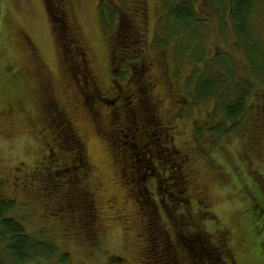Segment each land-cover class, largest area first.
<instances>
[{
  "label": "rangeland",
  "instance_id": "rangeland-1",
  "mask_svg": "<svg viewBox=\"0 0 264 264\" xmlns=\"http://www.w3.org/2000/svg\"><path fill=\"white\" fill-rule=\"evenodd\" d=\"M63 1L0 0V101L7 93L22 96L21 88L25 96L20 115L12 114L6 124L0 123V194L14 201L10 215L23 223L25 233L54 248L50 256L42 257L43 264H144L146 247L154 253L159 251L155 242L163 238L160 233L164 226L155 229L154 240L152 231L144 228L147 225L144 217L137 219L136 212L142 209L130 194L158 203L164 182L158 180L155 194L149 195L144 189L130 193V186L123 180L131 181L130 176L122 178L120 174L118 161L122 156L96 128L94 120L98 115L93 106L97 102L93 103L89 96L90 88L95 87L104 99L121 91L123 97L126 95L123 102L130 99L135 103L136 85L128 84L117 71L131 56H136L137 64L145 71L141 85L145 90L148 88V95L142 97L147 98L149 109L156 112L155 119L159 117L166 127L159 134L160 144L151 149L157 154L151 162L156 165L154 175L150 172L147 177L166 175L164 165L169 163L177 166V170L184 166L183 191L191 200L200 202L204 218L214 219L210 228L205 224L208 232L221 235L218 241L224 247L228 245L238 264H264V254L259 253L257 245L264 235L254 237L255 225L248 219L254 211L245 212L241 199L249 190L264 188V0L254 1L246 21L247 33L252 37L247 47H243L232 25L231 0H216L213 7L208 6V12L201 11L204 0H182L194 3L192 10L204 21L195 37L194 32L188 33L184 28L179 33L173 23L168 24L170 18L162 10L165 0H66L61 5ZM49 12L57 20L56 26L60 28L57 33L52 30L54 23ZM172 26L176 33L169 37ZM166 41L173 42V47L167 48V52L157 50ZM176 46L180 54L190 48L195 52L194 58H201V74L207 61L220 58L224 65L231 62L235 78L252 86L261 105L258 125L253 126V117L248 115L245 125L236 130L229 129L232 126L227 122L223 131L205 127L224 122L220 105L211 99L194 102L190 94L185 95L188 104L180 99L191 64L182 62L180 55L175 56ZM73 52L82 65L84 78L81 74L75 78L65 58ZM168 66L170 72L165 70ZM15 69L21 70L20 77L12 88L4 87L2 81L12 77ZM177 70L180 73L175 75ZM111 76L122 84L112 82ZM110 86H116V93L109 91ZM101 106L110 112L111 105ZM52 116L67 121L69 117L74 135L71 138L83 146H78L77 153L82 155L84 151L90 164L87 188L94 192L95 205L100 210L96 233L91 239L93 244L74 231L69 225L71 219L61 218L60 208L49 192L56 188L54 178H65L76 169V164L61 161L62 172L52 177L25 173L40 159L51 156L49 151L45 154L36 132L44 129L42 125L46 126L47 120L52 126L51 121H55ZM122 124L126 125L119 123V130L125 127ZM138 124L140 121L136 120ZM47 134L46 139L41 137L43 141L51 140ZM167 149H173L175 154L170 155ZM178 153L189 156L176 165L174 156ZM58 155L68 156L60 152ZM32 173L36 174L31 178ZM134 173L130 185L134 181L145 182L141 171ZM45 180L47 185L42 187ZM240 242L245 243L241 246ZM8 254L6 250L2 253L6 264H15Z\"/></svg>",
  "mask_w": 264,
  "mask_h": 264
},
{
  "label": "trees",
  "instance_id": "trees-1",
  "mask_svg": "<svg viewBox=\"0 0 264 264\" xmlns=\"http://www.w3.org/2000/svg\"><path fill=\"white\" fill-rule=\"evenodd\" d=\"M173 1L165 0L163 3L162 10L170 18L168 24L171 26V23H173L175 29H179V33L185 31L184 28L188 33L194 32L195 34L192 37H195L197 34L196 30L204 27L205 24H202L203 22L198 17L196 11L192 10L193 5L191 4L194 3L187 2L175 6ZM215 1L210 0L208 6L213 7ZM254 1L233 0L231 2L232 11L230 15L237 29V37L240 41H243V47L249 46L252 42V37L246 30V21L252 12ZM49 13V18L56 20L53 13ZM55 26L56 23H54L52 30L57 33L60 28ZM174 27L172 28L173 33L168 28L166 29L169 31V37L176 33ZM190 35L192 34L190 33ZM198 38L196 39L199 40ZM172 47L173 42L168 43L166 41L165 45L163 43L161 45L160 43L157 50L167 52V48ZM189 49L183 50L180 54L178 47L176 46L175 48L177 53L175 56L180 55L182 62L186 61L191 64L189 74H187L188 77L186 76L185 80L184 94L180 99L185 104H188L189 101L185 97L187 94H190L194 102L211 99L220 105L219 112L223 115L222 120L224 122L222 124L216 122L205 127L220 131L224 125L229 123L232 126L229 129L236 130V128H241L245 125V119L248 115H252L251 117H253L252 125H258L261 105H258V99L254 97L252 86L249 83H242L235 78L232 63L227 62L224 65V60L220 58L215 61H207L204 74H201L199 71L200 68L202 69L199 64L201 58H194L193 55H195V52L192 53ZM183 55L188 57H182ZM202 55L204 57L205 53H202ZM67 57L68 55L66 54L65 58L74 70V73L76 75L79 72L83 73L80 61L77 59L70 60ZM137 63L136 56H131L117 70L121 76H124V81L128 82V84L134 83L136 85L135 89L138 90V98L135 103H132L130 99L127 102L118 101L117 96L122 93L121 91L116 93L118 95L104 99L101 97L98 89L95 87L92 88L91 85L89 96L93 103L97 102L95 106L91 102L90 108V111H92L93 106L94 113L98 115V118L94 120L96 128H99V132L106 137L109 145L112 142V146L114 145L115 150L122 156L118 161L120 162V174L122 178L126 174L130 176L131 181H126V178H123L131 188L130 193L135 191L139 193L144 189L149 195L155 194V191H158L157 188L159 187L158 180L164 182L163 187H161L163 192L162 198L158 203H153L147 197L144 199L138 194H130L133 201L142 209L139 210L140 212H136L138 214L137 219L140 221V216L144 217L147 224L144 225V228L147 231H152L154 240L157 239L155 238L157 236L155 229L161 225L164 226L163 232L160 233V236L163 238L159 243L155 242L159 247L158 253L151 252L150 248L146 247V255L143 259L144 264H238L236 255L228 250V245L225 244L224 247L221 241H218V237H221V235L214 236V231L208 232L205 224L210 228V224L214 223V219L211 217L204 218L205 211L200 207V202L196 199L191 200L189 195L185 194V190L183 191L184 166L179 167L177 170V166L173 167L172 163H169L168 165H164V174L166 175H159L157 178L152 176L147 177V175H150V172L154 175L156 165V163L152 165L151 162L157 157V154L155 152L152 153L151 149H154L160 144L161 138H159V134L166 127L159 120V117L155 119L154 115L156 112L149 109L150 105H146L147 98L142 97L145 90L142 89L143 86L141 85L142 80H140V76H145V74L142 72L141 64ZM165 70L170 72L169 66ZM20 71L15 69L11 73L12 77H9L6 81L3 80L1 84L4 87L12 88L11 85L18 80L16 78L20 77H18ZM178 72L180 73V70H177L175 75ZM84 77L85 75H82V78ZM111 80L118 85L119 83L122 84V82H117V78L113 76H111ZM153 82L155 81L153 80ZM114 87L116 86H110L109 91ZM21 90L22 96H12L11 93H7L4 100L0 101V119H2L0 123L6 124L7 121L5 120L9 119L10 115H20L21 111H23L25 96L23 88ZM256 96L258 97V95ZM112 102L114 103L113 105ZM101 105H111L110 112ZM105 112L106 114H104ZM101 114L102 118H100ZM134 115H136V118ZM52 120H55L51 121L53 123L52 126L47 120L46 126L42 125L44 129L36 132L41 140L40 146L54 150L49 153L51 155L50 160L53 157H58V152L73 156L74 149L78 152V146L79 148L82 146L77 145L75 138L72 140L71 135L73 134L71 133L72 128L69 122L61 116L56 119L52 118ZM136 120H139L140 124L136 125ZM121 122L127 123L130 131L120 130L118 132L117 126ZM44 130L46 133H44ZM47 133L51 136V140L48 141L47 139V141H43L41 137L44 136L46 139ZM130 140H135L137 144L134 142L130 143ZM52 144L54 145L53 149L50 148ZM212 144L214 146L216 145L215 143ZM172 150H168L170 155L175 154ZM48 151L45 152L46 155ZM76 156L79 159L76 169L71 170L65 178L60 180L54 178V186L56 188L51 189L49 192L50 196L57 202L60 208L61 218L71 219L72 221L69 222V225L76 229L74 231L81 233V235L87 237L91 242L94 233H96V219L99 216L100 210L95 205L94 192L87 188V184H89V171H87L89 164L88 158L84 151L82 155L77 153ZM176 156H174V161L176 165H179L178 161L182 162L184 159L187 160L189 155L186 156L185 154L178 153ZM44 161V159H40V162L38 161L30 170H26L25 173L28 171L38 173V169L42 167ZM79 164H83V168H80ZM58 167V169L51 170L48 177L62 172L60 169L61 165ZM53 171L54 174H50ZM135 171L136 175L141 171V179L146 178L145 182L141 180L142 183L137 184V181H134V185H130V182L134 179L133 175H135ZM36 173H32L30 175L31 178ZM46 181H42V187L47 185L44 183ZM260 189L256 188L255 191L249 190L247 194L241 196V199L244 200L243 204L246 207L245 212H249L251 209L254 211L253 216H249L248 218L255 225L256 231L254 237L264 235V188L263 190ZM13 208L14 201L0 194V264H6L2 256L5 250L9 253L8 255H10L15 264H43L42 257L50 256L54 248L50 244L38 242L34 238L29 237L25 233L23 223L10 215ZM243 208L241 209L242 213H244ZM57 215L59 216V214ZM164 217L166 220L163 219ZM240 243L242 244V242ZM257 245H259V253L262 252L264 254V240L259 241ZM36 256H39V258H36Z\"/></svg>",
  "mask_w": 264,
  "mask_h": 264
},
{
  "label": "flooded vegetation",
  "instance_id": "flooded-vegetation-1",
  "mask_svg": "<svg viewBox=\"0 0 264 264\" xmlns=\"http://www.w3.org/2000/svg\"><path fill=\"white\" fill-rule=\"evenodd\" d=\"M65 1L66 0H64L62 3H61V5H64V3H65ZM205 1V3H204V6H203V8L201 9V11L202 12H208V2H210V0H204ZM233 0H231V2H232ZM182 3V0L181 1H179L177 4L178 5H180ZM231 6V5H230ZM146 10V9H145ZM198 10V9H197ZM231 11H232V7L230 8V14H231ZM144 19H146V12H145V16H144ZM233 20V19H232ZM232 25H233V27L235 28V24H234V21H232ZM218 29V27L216 28V30ZM236 31H237V29H236ZM67 42H69V39L67 40ZM75 52H73V53H71V54H67L68 55V59H70V60H72V59H76V57H75V54H74ZM142 70H144V69H142ZM141 72V71H140ZM142 72H145V71H142ZM79 75L81 74V75H83L82 74V72H79L78 73ZM145 74V73H144ZM75 78H76V74H75ZM140 80H142V82H144L145 81V76H140ZM136 92H137V94H138V90L137 89H135V88H133ZM142 89H144L145 90V88L143 87ZM111 92H114V93H116L115 91H114V88H112L111 89ZM145 94H147L148 95V88L145 90V92H144V95ZM115 95H118V94H114V95H111V96H115ZM124 97L126 98V95L124 94ZM121 94L120 95H118L117 96V99H118V101H120V102H123L124 100H125V98H124ZM138 97V96H137ZM114 103L112 102V105H113ZM152 116V115H151ZM57 117H59V116H52V118L53 119H56ZM67 119H68V121H70V119H69V117L67 116ZM126 125H124V124H122V126H125L123 129H121V131H124V130H129L130 131V129H128V127H127V123H125ZM118 127H120L119 125L117 126V131L119 132L120 130L118 129ZM46 137H47V134H46ZM46 144H48V143H46ZM50 148H54V145L52 144L51 146H50ZM75 148V147H74ZM82 148H83V146H82ZM45 150L46 151H48L49 150V152H51V151H54V150H50L48 147H45ZM75 150V152H74V154H73V156L72 157H70V156H63V157H59V155H58V157H56V158H54L53 157V159L52 160H50L49 158L47 159V157L46 158H44V164L42 165V167L40 168V169H38V173L40 174V175H47L48 176V174H49V172L51 171V170H53V169H55L54 168V166H58L59 164H60V162L61 161H64V160H68L71 164H73V165H78V163H79V161H78V159H77V150L76 149H74ZM79 167L80 168H83V164H79ZM53 173V172H52ZM52 173H50V174H52ZM147 175V174H146ZM244 244V243H243ZM243 244L241 245V246H243Z\"/></svg>",
  "mask_w": 264,
  "mask_h": 264
}]
</instances>
